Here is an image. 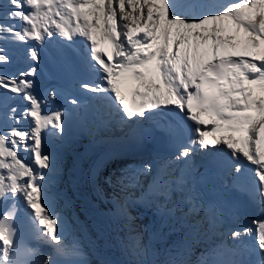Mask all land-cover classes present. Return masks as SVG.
<instances>
[{
	"label": "snow or ice",
	"instance_id": "1",
	"mask_svg": "<svg viewBox=\"0 0 264 264\" xmlns=\"http://www.w3.org/2000/svg\"><path fill=\"white\" fill-rule=\"evenodd\" d=\"M42 60L67 87L38 90ZM90 118L159 130L179 184L217 164L219 191L239 184L260 215L226 223L209 204L232 244L195 264H264V0H0V264H90L96 242L55 191L69 129Z\"/></svg>",
	"mask_w": 264,
	"mask_h": 264
},
{
	"label": "bare ground",
	"instance_id": "2",
	"mask_svg": "<svg viewBox=\"0 0 264 264\" xmlns=\"http://www.w3.org/2000/svg\"><path fill=\"white\" fill-rule=\"evenodd\" d=\"M214 2L223 3L225 0ZM18 67H24L19 55L10 70L14 71ZM117 165L124 172H116L115 165L111 167L108 176L106 173V177L110 176L112 185V190L106 194L104 181H101L103 173L97 180H93L90 167L77 170L70 167L69 158H64L60 178L62 181L55 189L63 194L60 205L63 207L67 202L65 215L70 219L78 218L87 237L96 242L97 248L93 252L88 247L89 240L84 239L88 253L86 259L90 264H152L153 258H160L161 254L170 253L172 258H176L189 249L190 254H186L184 258L195 264L202 254L222 242L212 233L215 229L223 228L214 227L213 224L208 229L204 225L199 229L194 228L191 214L183 212L182 208L172 207L171 201L154 200L150 205L146 202H128L124 192L135 195L137 186L131 180L140 176L142 181L147 175L148 167L144 160ZM124 183L127 185L124 186ZM122 188L124 192H121ZM166 208H170L172 212L168 213ZM80 235L84 238L85 232L82 230ZM201 235L202 238H199Z\"/></svg>",
	"mask_w": 264,
	"mask_h": 264
},
{
	"label": "rangeland",
	"instance_id": "3",
	"mask_svg": "<svg viewBox=\"0 0 264 264\" xmlns=\"http://www.w3.org/2000/svg\"><path fill=\"white\" fill-rule=\"evenodd\" d=\"M230 2H231V0H230ZM116 166H118V165H116ZM118 167H119V166H118ZM119 168H120V170H119ZM119 168H118V170H116V172L119 173V172L121 171V173H123L124 171L121 170V167H119ZM132 168H134V166H133ZM118 179H119V178H118ZM130 180H131V179H130ZM131 182H134V181L131 180ZM102 183H103V182H102ZM105 183H106V180L104 181V186H106ZM109 184H110V188H112V185H111V182H110V181H109ZM125 185H127V184L124 183V186H125ZM106 189H107V188H106ZM106 189H105L106 194H109L108 190H106ZM126 189H127V187H126ZM111 190H112V189H111ZM118 191L120 192V188L118 189ZM118 191H117V192H118ZM121 192H124V191H123V188L121 189ZM126 193H127V192H124V196H125ZM124 200H125V199H124ZM102 201H103V200H102ZM195 238L197 239V234H196V237H195ZM199 238H202V235L199 236ZM100 242H101V241H100ZM101 244H102V243H101ZM140 248H141V247H140ZM213 248H214V247H213ZM213 248H211V249H213ZM211 249H210V250H211ZM208 251H209V250H208ZM143 252H145L144 249H143ZM173 252H175V251H173ZM171 253H172V251H171ZM206 253H207V252H206ZM206 253L204 254V256H206ZM208 254H209V253H208ZM145 256H146L148 259H150L148 254H146ZM208 257H209V256H208ZM208 257H207V258H208ZM171 258H172V257H171V254H170V253H167V254H165V255H164V254H161V257H160V258H159V257H154V258H153V262H152V264H168V261H169ZM207 258H206V259H207ZM208 259H209V258H208Z\"/></svg>",
	"mask_w": 264,
	"mask_h": 264
}]
</instances>
